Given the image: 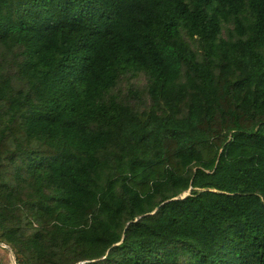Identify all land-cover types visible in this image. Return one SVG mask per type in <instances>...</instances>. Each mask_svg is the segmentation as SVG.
Masks as SVG:
<instances>
[{
	"label": "trees",
	"instance_id": "16d2710c",
	"mask_svg": "<svg viewBox=\"0 0 264 264\" xmlns=\"http://www.w3.org/2000/svg\"><path fill=\"white\" fill-rule=\"evenodd\" d=\"M129 71L144 107L109 95ZM0 242L264 264V0H0Z\"/></svg>",
	"mask_w": 264,
	"mask_h": 264
},
{
	"label": "rangeland",
	"instance_id": "374dc122",
	"mask_svg": "<svg viewBox=\"0 0 264 264\" xmlns=\"http://www.w3.org/2000/svg\"><path fill=\"white\" fill-rule=\"evenodd\" d=\"M232 25L229 23L223 24V35L228 37L233 35L231 31ZM195 45V44H193ZM147 77L142 71H129L120 76L117 84L109 92V95L115 96L123 101H129L130 104L136 107H144L149 103L146 91ZM189 190L182 193L180 196H185ZM0 263L10 264L9 249L3 248L0 245Z\"/></svg>",
	"mask_w": 264,
	"mask_h": 264
},
{
	"label": "built area",
	"instance_id": "2783aa9c",
	"mask_svg": "<svg viewBox=\"0 0 264 264\" xmlns=\"http://www.w3.org/2000/svg\"><path fill=\"white\" fill-rule=\"evenodd\" d=\"M0 245L3 248L9 249V252H10V262H11L10 264H16L15 257L13 255L12 250L10 249V247L7 244L3 243V242H0Z\"/></svg>",
	"mask_w": 264,
	"mask_h": 264
}]
</instances>
